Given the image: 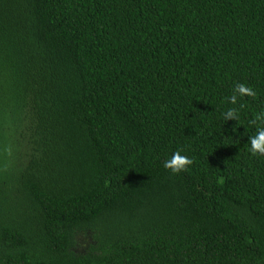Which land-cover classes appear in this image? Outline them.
<instances>
[{
	"label": "trees",
	"instance_id": "16d2710c",
	"mask_svg": "<svg viewBox=\"0 0 264 264\" xmlns=\"http://www.w3.org/2000/svg\"><path fill=\"white\" fill-rule=\"evenodd\" d=\"M261 113L264 0H0V264H264Z\"/></svg>",
	"mask_w": 264,
	"mask_h": 264
},
{
	"label": "clouds",
	"instance_id": "9594fccd",
	"mask_svg": "<svg viewBox=\"0 0 264 264\" xmlns=\"http://www.w3.org/2000/svg\"><path fill=\"white\" fill-rule=\"evenodd\" d=\"M243 95L253 96L254 93L250 88H246L242 84L236 85L233 89V94L228 98L229 103L235 104L237 96ZM222 115L226 121L230 118L235 119L236 111L235 109H228L222 113ZM261 118H264V113H261ZM249 145V151L253 155L264 154V128L259 129L255 136L249 138ZM191 163L192 161L186 156L181 155L179 152H175L170 159L165 160L163 167L166 170H171V172L175 174L186 170L187 166Z\"/></svg>",
	"mask_w": 264,
	"mask_h": 264
}]
</instances>
